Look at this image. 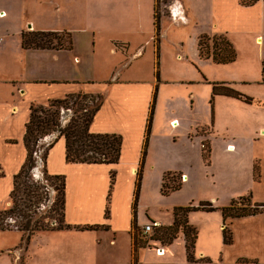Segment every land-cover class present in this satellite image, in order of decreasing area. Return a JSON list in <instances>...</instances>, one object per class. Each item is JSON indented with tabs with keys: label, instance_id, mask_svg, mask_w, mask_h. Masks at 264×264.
<instances>
[{
	"label": "rangeland",
	"instance_id": "obj_1",
	"mask_svg": "<svg viewBox=\"0 0 264 264\" xmlns=\"http://www.w3.org/2000/svg\"><path fill=\"white\" fill-rule=\"evenodd\" d=\"M181 2L189 12L188 21L182 16L171 15L178 5L177 0H58V11L55 5L44 2L42 6L33 4L27 16L39 28L71 30L78 38L77 52H85L81 59L87 57V60L83 59L89 67L85 68V75H93L107 83L99 85L104 99L93 123L96 130L126 137L127 150H133L130 148L144 131L147 117L152 119V133L161 139L179 136L182 141L196 129L198 136H207L214 149L212 147L211 156L208 152L210 143L203 139L204 159L198 168L200 182L193 195L195 204L205 201L213 204V213L222 215L223 226L220 230L214 215L213 241L205 249L214 264H264V214L246 217L232 227L235 219L225 220L222 213L240 198L252 197V205L264 204L261 203L264 199V164L257 162L255 167V176L257 172L261 179L253 178L249 167L252 151L249 143L253 140L247 138L253 128L264 126V4L243 8L240 0ZM202 35L226 37L236 50L235 63L218 65L201 59L198 44ZM63 41L67 42L65 38ZM112 41L124 43H117L120 47L117 50ZM207 45L213 51L214 42L206 41L204 49ZM213 85L229 86L253 102L249 104L215 94L213 97ZM72 115L71 110H63L64 126ZM212 130L214 135L209 138ZM57 136L53 134L40 142L34 154L37 166L32 170L34 181L45 184L44 187L40 185L42 201L34 208L38 213L35 216L49 223V230L30 237L19 231L24 222L21 218L13 216L6 220L3 225L8 231H0V264H36L38 257L40 260L45 253L46 256L56 255L55 251L47 252L51 249L48 246L51 238L58 237L50 235L53 233L50 231H58L56 229L64 225L61 223L63 194L59 182L45 180L42 146ZM228 144L235 146L227 147ZM129 150L127 152L131 154L133 151ZM174 157L173 153L168 155L169 160ZM182 183V178L176 177L168 185L173 187ZM29 184L35 183L30 181ZM237 202L239 207L241 204ZM49 216H54V220ZM226 227L233 233L231 246H225L222 238ZM136 235L147 240L145 248L158 256H164L166 248L170 247L151 240L154 233L150 237L136 231ZM160 249L164 250L163 255ZM206 256L196 254V259H206ZM183 258L181 248L176 253V260ZM125 263L122 259L119 262Z\"/></svg>",
	"mask_w": 264,
	"mask_h": 264
},
{
	"label": "crops",
	"instance_id": "obj_2",
	"mask_svg": "<svg viewBox=\"0 0 264 264\" xmlns=\"http://www.w3.org/2000/svg\"><path fill=\"white\" fill-rule=\"evenodd\" d=\"M44 2L55 5L58 11V0H0V168L3 174L0 176V211L11 207L14 178L20 173L27 159L24 138L32 106H48L52 101L64 99L71 94H101L99 85L107 84L104 79L85 75V68L89 69L87 61H84L87 57L81 59L80 56H84L85 52H77L78 38L71 30L39 28L33 19L27 16L33 4L42 6ZM177 3L171 15L182 16L188 21L189 12L185 4L181 0H177ZM258 4H264V0L250 7L242 6L240 0V6L243 8H255ZM34 32L71 34L73 49L24 48V34ZM112 42L117 50L120 49L117 43H124ZM262 112L264 114V105ZM148 118L144 131L140 133L136 144L130 148L133 150L128 149L133 151L131 154L127 152L126 137H123L122 156L117 165L68 164L66 142L63 138L50 151L47 159L49 173L66 177L65 222L70 229L50 231L53 232L50 235L58 237L51 238L48 246L53 251L50 249L47 253L55 251L56 255L43 254L40 260L38 257L39 264H119L121 259L125 264H136L132 236L133 205ZM211 127L214 128V121ZM196 130L182 141L179 136H163L161 139L160 136L151 134L138 199L137 226L140 233L143 234L145 227L153 223L171 226L175 220V208L198 205L195 204L193 193H196L200 182L198 168L202 166L201 160L204 159L201 147L203 139H207V136H198ZM92 131L101 133L94 128V124ZM213 135L212 130L209 138ZM247 138L253 140L249 143L252 145L249 167L254 178L257 162L264 164V126L253 128ZM207 141L210 143L212 156L214 144L209 139ZM229 146L235 145L228 144L227 147ZM172 153L175 157L169 160L168 155ZM262 166L264 180V165ZM112 172H116L113 187ZM169 174L170 180L166 181L165 177ZM176 177L183 180L181 189L165 194L164 184L168 185V182H173ZM263 200L261 203H264ZM214 215L222 230L223 218L219 213L195 212L189 216L190 224L198 231V257L208 255L206 257L210 259L205 246L213 241ZM244 219L246 218L233 220L232 227ZM43 234L47 235L49 232ZM181 248L184 258L176 260V253ZM166 249L164 256L156 255L151 249H141L137 264H154L155 261V264L187 263L186 239L183 232Z\"/></svg>",
	"mask_w": 264,
	"mask_h": 264
},
{
	"label": "trees",
	"instance_id": "obj_3",
	"mask_svg": "<svg viewBox=\"0 0 264 264\" xmlns=\"http://www.w3.org/2000/svg\"><path fill=\"white\" fill-rule=\"evenodd\" d=\"M260 0H241V5L250 7L254 6ZM159 25L157 24V28ZM158 35L160 31L158 29ZM67 42H64L63 39ZM206 41L214 42L213 51L204 49ZM23 46L26 49H41V50H72L73 38L71 34L66 32L60 34L57 32H34L24 34ZM198 50L200 58L203 60H211L218 65H229L236 61L237 53L232 43L227 40L226 37H213L208 35H202L199 39ZM215 96H229L242 100L251 104L253 100L249 97L242 95L241 93L233 90L229 86L222 87L220 85H213V97ZM103 95L102 94H71L64 99L54 100L48 106H32L30 121L26 126V134L24 138V144L27 150L26 162L20 171L14 178V189L11 194V207L0 211V231L6 232L8 229L4 227V222L13 216L21 218L24 221L20 225L19 231L32 237L35 233L42 231H48V224L44 219H36L37 210L34 211L36 204L41 200L39 191H41L40 185L44 187L41 181H34L32 178V170L37 166V160L34 157L37 152L40 142L48 136L58 134L49 144H44V177L46 181H57L61 185L62 201V220L56 230L70 229V226L65 222V206H66V177L63 175H51L47 169V159L50 151L54 148L60 139H65L66 142V161L68 164H88V165H117L122 156L123 136L119 134L110 133H95L92 131V125L97 114L103 107ZM63 110H71L72 117L68 124L65 126L62 123ZM153 110V109H152ZM152 134V119L148 118L146 127V135L143 146L142 164L138 174L137 190L135 194V202L133 205L134 220L132 222V236L134 242V257L138 263V254L141 248H145L147 240L144 241L136 235V231L139 233L137 226V209L138 199L141 187V179L143 175V169L145 160L148 154V148L150 143V137ZM203 149H206V145L203 144ZM209 153H211L210 147ZM206 151V152H207ZM207 152V153H208ZM208 158L207 155H205ZM0 171V176H2ZM171 174L165 177V180H169ZM256 179L260 180L261 176L256 172ZM116 180V172L111 173L112 187ZM32 181L35 184H29ZM39 185V186H37ZM180 185H175L168 189V185L164 184L163 192L168 194L170 191H178L181 189ZM252 197L240 198L233 201L229 207L223 209V217L227 219H240L246 217H252L264 213V204L252 205ZM237 201L241 205L237 207ZM36 209V208H35ZM215 208L211 202H200L196 205H189L186 207H178L174 210L175 220L171 226H156L154 228V235L150 238L156 240L165 245H172L177 239L180 231H183L186 239V251H187V263L186 264H214L209 258L196 259V244L198 239V231L190 224L189 216L195 212L213 213ZM109 211L107 212V216ZM51 220H54V216H49ZM98 227H94L97 229ZM224 245L231 246L233 244V233L227 227L223 233ZM248 262L244 260V262Z\"/></svg>",
	"mask_w": 264,
	"mask_h": 264
},
{
	"label": "built area",
	"instance_id": "obj_4",
	"mask_svg": "<svg viewBox=\"0 0 264 264\" xmlns=\"http://www.w3.org/2000/svg\"><path fill=\"white\" fill-rule=\"evenodd\" d=\"M158 226V224H149L145 227L143 234L146 236L151 235L154 232V228ZM164 250H160V253H163ZM159 252V251H158ZM164 254V253H163Z\"/></svg>",
	"mask_w": 264,
	"mask_h": 264
},
{
	"label": "bare ground",
	"instance_id": "obj_5",
	"mask_svg": "<svg viewBox=\"0 0 264 264\" xmlns=\"http://www.w3.org/2000/svg\"><path fill=\"white\" fill-rule=\"evenodd\" d=\"M161 255H163V253H160Z\"/></svg>",
	"mask_w": 264,
	"mask_h": 264
}]
</instances>
